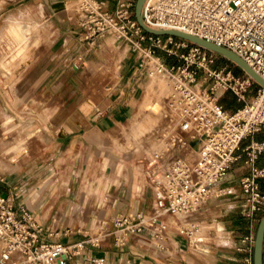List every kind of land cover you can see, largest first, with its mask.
Returning a JSON list of instances; mask_svg holds the SVG:
<instances>
[{"label": "crops", "instance_id": "1", "mask_svg": "<svg viewBox=\"0 0 264 264\" xmlns=\"http://www.w3.org/2000/svg\"><path fill=\"white\" fill-rule=\"evenodd\" d=\"M120 2L121 0L117 2L112 12L117 10ZM56 3L55 1L53 4ZM77 7L78 5L71 10L75 16ZM27 14L28 12L13 14L8 20L11 17H33L37 14L41 22H36V28L45 29L43 36L46 37L48 23L43 4L32 16ZM50 18L55 27L56 38L51 48L42 55L40 49L36 56L27 57L29 43L25 45L26 41L9 33L8 22L0 35V42L5 41L11 53L9 58L6 55L0 58V71L6 74L10 85L8 104L18 110L21 105L22 111L17 114L21 119L18 123H13L12 116L4 117L0 123V192L10 199L14 210L18 214H21L23 209L33 212L35 220L58 231L59 240L64 243L86 242L80 254L69 264H247V260L254 263L255 242L264 212L253 217L244 216L246 201L241 192L234 196L213 199L196 218L189 219L201 223L198 233L202 228L213 231L212 223L220 224L223 233L218 234L221 238L218 241L215 239L217 243L208 242L209 238L198 234L197 240H190L179 234L183 231L179 229V222L175 217L167 219L168 228L164 239H161L158 231L147 229L141 234L132 235L125 246L119 245L114 236L103 239L102 244L98 246L90 243V238L93 237L90 233L101 232L107 228L108 222L102 215L107 214L105 208L111 202L108 193L114 186L120 187L123 181L129 185L134 199L124 200L119 208L120 213L132 217L153 213L155 198L151 181L148 189L151 195L148 196L149 181L145 179L147 175L141 172L142 164L138 165L135 160L139 155L131 153L139 147L131 148L129 144L124 149L127 152L120 150L117 145L120 134H117L115 147L123 160L104 153L105 159L99 164H94L91 157H88L90 167L84 173L78 168L73 170L72 173L83 178L78 203L61 200V192L66 196L71 193L66 186L65 191H62L60 185L47 186L43 179L49 178V175L45 176L40 171L43 167L40 163L46 158H54L56 167H64L67 164L66 157L77 147L83 146L87 150L98 136L118 129L131 115L134 117L139 112L143 99L140 93L142 87L139 84L142 77L136 73L139 69L138 57L134 58L124 52L126 55L121 61L122 73L118 83L102 97L96 109L94 103L86 101L87 106L83 105V111L79 110L75 100L68 106L59 107L65 99L70 101L82 95L87 99L93 91L92 86L87 84L88 79L84 80L83 88L82 85H77L78 76L74 67H71L72 60L81 56L88 57L90 49L84 52L80 43H73L75 40L71 34L78 32L77 28L68 26L65 21L66 18L73 19L66 10H55ZM47 39L49 44L51 39L48 36ZM86 63V78L97 77V72H91L89 68L92 64L98 67V63L92 58H88ZM218 64L221 65L220 68L229 65L223 61ZM119 68H116L115 73L119 72ZM1 97L4 95L0 91ZM222 102L224 109L230 112L241 109L245 104L231 91L223 93ZM29 104L42 110L35 112L33 108L30 109ZM25 109H29V115H35L36 119L29 121L21 117ZM14 126L20 129V132L10 135ZM126 128L127 126H123V133ZM62 154L64 156H61ZM30 162L33 163L32 167ZM239 165L240 168L230 172L224 183L238 191L240 180L237 181L235 172L241 169L243 173L240 177L247 173V170L243 169L244 160L236 166ZM58 176L59 174L55 177ZM93 206L98 208V216L92 217L91 212H88V208ZM109 226L113 228L114 221L109 222ZM246 238L249 239L245 240ZM0 264H3L1 245Z\"/></svg>", "mask_w": 264, "mask_h": 264}, {"label": "built area", "instance_id": "2", "mask_svg": "<svg viewBox=\"0 0 264 264\" xmlns=\"http://www.w3.org/2000/svg\"><path fill=\"white\" fill-rule=\"evenodd\" d=\"M136 1H121L114 13L104 11L102 4L95 0L86 1L80 17L87 35L81 39L90 40L113 32L117 41L124 39L132 43L134 50L147 51L155 64L152 67V62L149 63V75L163 74L175 81L181 133L172 145L175 155L170 156L169 164L163 165L157 158L155 168L149 170L155 198L153 213L120 215L110 235L125 246L132 235L147 229L157 231L155 227L166 216L189 221L213 199L239 192L245 196L244 216L264 212L261 187L264 166H256L263 158L264 142L251 140L264 132V87L247 73L236 77L228 65L214 67L219 54L203 46L175 36L147 33L135 17ZM142 18L156 30L182 31L224 47L243 58L264 79V0H147ZM144 41L150 43L149 48H142ZM90 44H95V40ZM153 49L177 56L178 63L169 65L160 57L154 58ZM201 75L203 85L198 88ZM206 83V89L202 90ZM255 83L256 94L247 101L246 95ZM220 90L222 93L218 95ZM227 91L245 102L241 109L230 112L220 104V98ZM246 140L251 142L243 146ZM182 150L185 153L176 154ZM242 160L247 173L240 177L238 191L224 183ZM200 225L190 220L179 234L197 240ZM101 241L90 238L95 246ZM0 245L3 264H69L86 242L64 243L59 240V232L39 224L33 212L23 209L18 214L10 199L0 192ZM247 264L254 263L247 260Z\"/></svg>", "mask_w": 264, "mask_h": 264}, {"label": "rangeland", "instance_id": "3", "mask_svg": "<svg viewBox=\"0 0 264 264\" xmlns=\"http://www.w3.org/2000/svg\"><path fill=\"white\" fill-rule=\"evenodd\" d=\"M62 3L63 6L58 8L59 10L63 11L66 10L67 13L73 18L70 20L69 18H66V22L68 23V26H72L73 28H77L75 34H71L73 37V43H80L82 45V51L86 52L88 49H90V53L88 57L81 56L80 58L76 60H72L71 67H74L75 74L78 76V82L77 85L81 86L83 88V85L85 84V79H88L87 84L92 88L93 91L90 92L87 99L84 98V96L75 97L74 99H65L64 102L61 103L59 107L63 108L66 105L68 106L71 104L72 101H77V104L79 105V110L82 109L83 111V105L86 107V101L94 103V108L96 109L98 107V102L102 99V97L107 94L109 89L113 88L118 83V80L120 78V75L122 73L121 65H118L115 67L112 62L113 59H117L118 62L121 61L125 55L124 52L129 53V56L138 57V63L136 73L137 75L141 76L142 79L139 81V84L141 85V99L143 96V99L140 103L139 112L133 117H129V119L123 124L120 125L118 129H114L110 131L109 133H104L100 136H98L97 139L93 140V144L91 147H88V152L85 150V147H77L74 152L69 155L67 158V164L64 165V167L58 168L56 167L55 159L53 160L51 158H46L45 161L40 163L41 167L40 171L45 174V176L49 175L48 177H45L43 179L45 183H47V186H54L60 185V188L62 191H65V186L70 189V195L66 196L63 192H61V200L70 202H79V190L80 186L82 184L83 178L79 175H75L73 170L81 169L84 173L86 170L90 167V160H88V157H91V160L94 164L102 163L105 159V154L108 155H115L119 157L120 161L123 160L121 158L122 156L118 153L116 147H115V138L117 137V134H120V138L117 140L118 148L122 151H125V147H128L129 144L130 147L135 148L139 147L131 153H135L138 156L136 158V162L138 165L142 164V173H145L146 171V177L145 179L149 181L147 190L150 186V178L149 176V170L152 168H155L153 165L155 163V159L159 158L162 160L163 165L169 164L170 156L175 155V151L172 149V145H174V142L178 140V135L180 132V127H175V120L173 116L175 114L173 113V107H174V101L172 100V94L171 89L168 91L165 95L160 96H153L151 98V102L146 106L147 104V98L149 94V87L153 80L159 79L164 83L170 84L171 88H175V84L172 81V79L168 78L166 75L158 74V75H149V63L153 60L152 57L147 56V51H139L134 50L132 43H130L127 40L121 39L117 41V36L111 32L106 33L103 36H100L97 38L95 36L94 38L90 40H82L81 37H85L87 35L86 30L83 26H81V17L80 14H77L75 17V13L73 10L78 4V7H82L85 5L86 2H83V0H0V35L2 34L4 30V25L6 22H8V17L13 14H20L21 12H28L27 16H32L35 14V12L38 11L39 7L43 4L46 11V18H47V25H48V31L45 34L46 37L43 36L45 33V29L36 28V22H39L40 19L38 18L35 20L33 17H29L27 22H29L30 26V33H29V40L26 44L29 48L28 56L27 57H34L36 56L38 50L42 49L41 55L48 51L55 38V27L52 23V18H50V15L54 13L55 10H58L57 8L53 7L54 2ZM86 1V0H84ZM89 1V0H88ZM94 1V0H90ZM102 4L103 10L108 11L110 13L112 12L113 8L116 6L117 2L119 0H95ZM125 1V0H121ZM102 2H106L105 5H103ZM137 3V1H136ZM136 3L133 6V11L135 13V7ZM72 4L70 7L69 5ZM94 5V3H93ZM108 8V9H107ZM79 12V9H77V13ZM41 22V21H40ZM43 24V23H41ZM57 26V25H55ZM75 31V30H74ZM33 35V37H32ZM47 36L49 39H51V42L47 44ZM44 37V39H43ZM77 38V39H76ZM178 38V37H176ZM32 39V40H31ZM135 42L138 41L137 37L132 38ZM179 39V38H178ZM95 40V44L91 45L90 43ZM25 44V45H26ZM150 43L148 41L142 42V48H149ZM155 50V53L152 54L154 58L160 57L163 61H165L167 64H176V61L179 60L177 56H169L168 53H166L164 50L161 49H153ZM180 53H184V51H181ZM3 55H6L8 58L11 55L10 49L7 46V43L5 41L0 42V58H2ZM88 58L94 59L98 63V71L95 75H98L97 77L93 79L86 78L84 75V70L86 66V60ZM104 58V59H102ZM166 58V59H164ZM27 59V58H26ZM223 59H226L224 61L229 64V69H232L234 72V75H236L237 69H241L244 73L245 71L240 68L236 63L228 60L227 58L219 55L217 64L214 66L216 68H220L221 65L218 64L219 61H222ZM178 62V61H177ZM114 63V62H113ZM152 67H154V64H151ZM119 68V72L115 73L116 68ZM115 73V74H112ZM94 76V75H93ZM203 75L200 76L198 79V83L200 85H203ZM240 76H243L241 74ZM212 82V81H210ZM209 82V83H210ZM207 83L203 86L202 90L206 89ZM10 88V85L8 84L6 74L0 71V91L3 93L4 97L0 98V123L6 116H12L13 117V123H18L21 121L20 117L18 116L20 112L21 105L18 107V109H14L11 105L8 104V89ZM257 84L255 83L252 87V91L247 93L246 99L247 101L250 100L253 96H255L257 91ZM222 90L219 91L218 95H221ZM92 95V96H91ZM10 100V98H9ZM85 103V104H84ZM11 104V103H10ZM220 104H222V97L220 98ZM144 106V107H143ZM12 107V108H11ZM30 109H34L36 112L38 107H35V105L29 104ZM43 108V104L41 106ZM93 108V109H94ZM29 109H25L23 112V115L21 117L25 118V120L33 121L36 119L35 115H29ZM18 114V115H17ZM16 116L19 118L16 119ZM133 117V118H132ZM123 126H127L126 130H124L123 133ZM135 126V127H134ZM18 127V126H17ZM134 127V128H133ZM16 132H20V129L12 128L10 135L15 134ZM119 136V135H118ZM251 140L255 141H262L264 140V132L259 133L255 135ZM251 140H246L243 143V146L248 145ZM90 148V149H89ZM87 152V153H86ZM127 152V151H125ZM177 155H182L183 150L176 153ZM61 156H64L62 154ZM30 167H32L33 163ZM241 165L235 166L230 172H232L234 169L240 168ZM257 167H263L264 166V157L261 158L257 163ZM148 171V172H147ZM244 171V170H243ZM242 170L238 169L236 174L237 181L240 180V175L242 174ZM58 176L56 178L55 176ZM53 175V176H52ZM60 182V184H59ZM261 187L264 190V180L261 181ZM109 196L111 197V202H109L105 208L107 211V214L102 215V218L108 222L107 228H105V234H103L104 238H109L111 233L115 231V226L110 227L109 222L115 223L117 217L120 215H124L125 213H120L119 208L122 206V203L124 200L130 201V199L133 201V196L131 194V191L129 190V185L126 181H123L120 187H113L109 191ZM147 195H151L150 190L147 191ZM57 196V195H56ZM98 208L96 206L89 207L88 212H91V216L95 217L98 212ZM93 212V213H92ZM95 212V213H94ZM94 214V215H93ZM101 216V215H100ZM174 216H166V220L169 218H173ZM176 218V217H175ZM164 220V219H163ZM157 228V227H155ZM211 232V233H210ZM201 233V234H200ZM198 233V235L203 236L204 238H209L208 242L217 243V241L221 238V236L218 235V232L216 230L207 229L205 230L202 228V230ZM211 234V235H210ZM182 235V234H181ZM210 235V236H209ZM96 237V238H95ZM94 240L99 238L102 239L100 236H95ZM217 241H216V240ZM99 244H102V241L99 242Z\"/></svg>", "mask_w": 264, "mask_h": 264}, {"label": "water", "instance_id": "4", "mask_svg": "<svg viewBox=\"0 0 264 264\" xmlns=\"http://www.w3.org/2000/svg\"><path fill=\"white\" fill-rule=\"evenodd\" d=\"M147 0H137L136 7H135V17L140 24V26L147 32L153 35L157 36H175L178 38H182L185 40H188L194 44L203 46L207 48L208 50H211L228 60L236 63L240 68H242L245 73L250 75L258 84L264 87V79L239 55L235 54L234 52L221 47L215 43H212L206 39H203L201 37L185 33L182 31H177V30H156L154 28H151L150 26L146 25L145 22L143 21L142 18V12L145 3ZM62 3H56L53 5L54 8H60L62 7ZM264 157V154H263ZM263 248H264V217L262 218L258 232H257V237H256V242H255V254H254V263L255 264H264L263 261Z\"/></svg>", "mask_w": 264, "mask_h": 264}, {"label": "bare ground", "instance_id": "5", "mask_svg": "<svg viewBox=\"0 0 264 264\" xmlns=\"http://www.w3.org/2000/svg\"><path fill=\"white\" fill-rule=\"evenodd\" d=\"M86 1H88V0H86ZM86 1L83 0V2H86ZM93 3L94 2H92V5H93ZM81 8L82 7H77V9H79V12L77 14H83ZM28 18L29 17H11L8 20V32L11 33V34H14L19 39H23L24 41H26V43L29 40V33H30V31H29L30 30V26L28 24L29 22H27ZM33 18H35V20H37L38 19L37 14H36V16H33ZM125 55H124V57H125ZM121 61L118 62L117 59H113V62H114L113 65L115 67H117L118 65L121 64ZM154 66H155V64H154ZM97 68H98L97 66L92 64L90 66L89 70L91 72H97ZM172 81L175 84V81L174 80H172ZM200 86L201 85L198 84L197 87L199 88ZM170 89H171V94H172V100L174 101V103H173L174 104V107H173L174 112L173 113L175 114V116H173V118L175 120V127L178 128L180 126L181 115H180L179 99H178V95H177V92H176V84H175V88H171L170 84H168V83H164V82H162L159 79L153 80V82L151 83V85L149 87V94H148V98H147V101H146L145 104H147L146 106H148V104L151 102L150 100H151V98L153 96L165 95L168 91H170ZM183 153H185V152H183ZM191 155L195 156L194 153H191ZM186 156H188V155H186ZM0 166H2L1 162H0ZM144 172L146 173V171H144ZM176 219L179 222V229L181 231H183V227L188 225L189 221L186 220L185 218H179V219L176 218ZM212 226H213L214 230H216L218 232V234H222L223 233V229L220 226V224L212 223ZM167 228H168L167 227V220H165V219L163 220V223L156 228L158 233H159V235L161 236V239H164L165 233L167 231ZM101 233L105 234V230H103L101 232H97V233H90V234L93 235V237L100 236L102 239H104L103 234H101Z\"/></svg>", "mask_w": 264, "mask_h": 264}, {"label": "trees", "instance_id": "6", "mask_svg": "<svg viewBox=\"0 0 264 264\" xmlns=\"http://www.w3.org/2000/svg\"><path fill=\"white\" fill-rule=\"evenodd\" d=\"M224 60H226V59H223L222 61H223V62H226V61H224ZM235 73H236L237 76H240L241 74H243V75L245 74L241 69H237V71H236ZM222 103H223V102H222ZM260 142H261V141H260ZM262 142H264V140H262Z\"/></svg>", "mask_w": 264, "mask_h": 264}]
</instances>
